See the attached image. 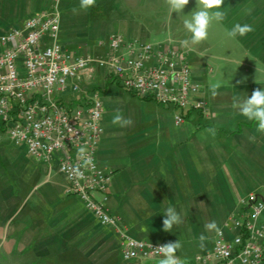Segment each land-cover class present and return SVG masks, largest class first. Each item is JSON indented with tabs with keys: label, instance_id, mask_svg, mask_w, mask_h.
I'll use <instances>...</instances> for the list:
<instances>
[{
	"label": "crops",
	"instance_id": "1",
	"mask_svg": "<svg viewBox=\"0 0 264 264\" xmlns=\"http://www.w3.org/2000/svg\"><path fill=\"white\" fill-rule=\"evenodd\" d=\"M191 4L196 0L185 9ZM221 10L226 19L214 23L226 34L236 23L250 24L254 31L235 39L227 35L238 55L224 52L226 44H213L210 30L202 42V59L188 54L206 114L188 109L176 124V108L128 91L109 70L94 65L75 78L76 93L67 88L60 95L70 100L98 92L102 133L96 162L109 179L93 197L114 226L100 225L79 197L65 193L57 156L48 163L33 158L12 142L0 121V252L12 254L19 245H31L28 256L56 255L66 258L65 264H159L162 257L124 260L125 238L153 244L178 239L182 248L177 256L188 264L212 248L217 232L206 231V223L215 221L226 238L236 233L234 223L243 215L246 196L264 199V134L232 106L234 96L246 98L264 89V0H225ZM41 11L57 13L58 42L65 49L92 57L103 55L116 34L125 42L169 46L171 20L183 17L171 12L165 0H96L87 10L79 9V0H0V35ZM154 19L161 20L158 26ZM171 46L182 51L180 43ZM119 52L127 56L128 48ZM215 85L218 94L213 96ZM117 109L132 120L131 126L113 125ZM169 206L183 223L165 232L163 212ZM258 221H264V208Z\"/></svg>",
	"mask_w": 264,
	"mask_h": 264
},
{
	"label": "built area",
	"instance_id": "2",
	"mask_svg": "<svg viewBox=\"0 0 264 264\" xmlns=\"http://www.w3.org/2000/svg\"><path fill=\"white\" fill-rule=\"evenodd\" d=\"M58 29L57 13L41 11L0 35V121L12 142L23 145L33 158L48 163L57 156L65 193L83 200L101 223L114 226L115 220L93 197L105 189L109 179L96 162L102 133L98 92L70 100L62 99L61 93L67 88L76 93L75 78L94 65L109 70L128 91L176 108V124L184 121L188 109L202 115L207 109L181 50L155 48L144 41L125 42L116 34L103 55H78L58 42ZM44 37L50 42L42 43ZM122 46L128 48L127 56L119 52ZM82 145L91 165L78 157ZM244 207L242 217L234 223L236 233L226 238L217 232L210 252L193 257L188 264H264V221H258L264 199L250 193ZM159 245L125 238L122 257L159 258L154 250Z\"/></svg>",
	"mask_w": 264,
	"mask_h": 264
},
{
	"label": "clouds",
	"instance_id": "3",
	"mask_svg": "<svg viewBox=\"0 0 264 264\" xmlns=\"http://www.w3.org/2000/svg\"><path fill=\"white\" fill-rule=\"evenodd\" d=\"M225 0H196V10L191 12L189 18L184 19V28L191 34L190 39L181 41L183 47L188 48L190 45H198L208 38V29L212 22H222L227 17V12L222 11ZM171 12L177 14L183 13L185 7L189 4V0H165ZM96 0H79V9L87 10L94 7ZM198 6V7H197ZM254 31V28L250 24L236 23L227 32L230 38L244 37L248 33ZM246 79V78H245ZM241 80L238 83H243ZM219 85H215L212 88V95L218 94L217 89ZM235 109L239 111V114L249 121L256 123V130L264 134V89H255L250 97L241 98L239 96L233 97V105ZM113 125L120 127L131 126L132 120L124 117L120 110H116V114L112 118ZM210 131H212L210 129ZM250 140H255V137H250ZM86 146H80L78 148V157L83 158V163L91 165V159L86 156ZM163 219V230L165 232H172V229L176 225L183 223V218L172 206L165 209ZM206 231L219 232L220 228L215 221H210L204 225ZM203 235L200 236V240H204ZM182 248L181 242L177 239L175 242H168L157 246L154 250L161 255L159 264H183L182 259L177 256L178 250Z\"/></svg>",
	"mask_w": 264,
	"mask_h": 264
},
{
	"label": "rangeland",
	"instance_id": "4",
	"mask_svg": "<svg viewBox=\"0 0 264 264\" xmlns=\"http://www.w3.org/2000/svg\"><path fill=\"white\" fill-rule=\"evenodd\" d=\"M198 7V6H197ZM186 8V7H185ZM196 10V4L190 6V8L184 9L183 13H180L183 17L182 19L178 20L177 19H173L171 20V24H172V42L171 45L174 46V44L177 45V43L181 44V41L185 40V39H190L191 34L189 32H187V30L184 28V24L183 21L186 18H189L191 16V12ZM149 20V19H148ZM151 21V20H150ZM154 21L156 22V26H158L160 24V19H154ZM215 22V21H214ZM214 22L211 23V25L209 26L210 30V35H211V40L213 44H226L227 47H229L232 44V39H228L227 34L221 30L219 28V26L217 24H215ZM170 23V20H169ZM164 25V24H162ZM231 43H230V41ZM169 43V46H171ZM182 45V44H181ZM229 45V46H228ZM182 52L185 54L186 59H188V54L191 57H199L200 59H202V42L198 45H190L188 48L182 47ZM213 52H217L214 50L211 51ZM224 52H226L227 54L231 55V54H237V50L233 49L232 46L229 47L228 50H225ZM79 200L82 202L84 209L90 213L97 221L100 225L102 226H109L107 224H103L100 222V220L87 208L85 202L83 200H81L79 198ZM11 243L7 242V245H10ZM24 246V245H23ZM26 246V245H25ZM31 246V245H30ZM25 247L22 248L21 245H19V249L18 251L13 252L12 254H8V252L6 250L0 252V264H65V259L64 258H59L56 255L54 256H50V257H30L28 256V253L30 252L31 247ZM8 254V255H7Z\"/></svg>",
	"mask_w": 264,
	"mask_h": 264
}]
</instances>
